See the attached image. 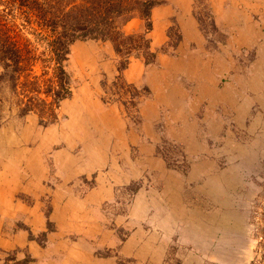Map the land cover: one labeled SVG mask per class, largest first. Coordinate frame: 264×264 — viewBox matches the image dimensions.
<instances>
[{"label":"rangeland","instance_id":"374dc122","mask_svg":"<svg viewBox=\"0 0 264 264\" xmlns=\"http://www.w3.org/2000/svg\"><path fill=\"white\" fill-rule=\"evenodd\" d=\"M160 1L129 88L78 42L56 123L5 109L0 264H264V0Z\"/></svg>","mask_w":264,"mask_h":264},{"label":"trees","instance_id":"16d2710c","mask_svg":"<svg viewBox=\"0 0 264 264\" xmlns=\"http://www.w3.org/2000/svg\"><path fill=\"white\" fill-rule=\"evenodd\" d=\"M160 0H0V127L5 109L17 110L25 119L37 115L40 125L58 121L61 104L73 96L74 81L67 67L72 47L78 42L113 44L120 58L118 82L132 58L146 64L157 61L149 35L154 29L153 11ZM22 21L34 40L24 39L23 30L10 26L9 17ZM135 20L143 32L128 34ZM182 40L180 37L179 41ZM129 88L122 82V88ZM138 96V95H137ZM264 259V222L258 232ZM261 264V263H260Z\"/></svg>","mask_w":264,"mask_h":264},{"label":"crops","instance_id":"0c3cea01","mask_svg":"<svg viewBox=\"0 0 264 264\" xmlns=\"http://www.w3.org/2000/svg\"><path fill=\"white\" fill-rule=\"evenodd\" d=\"M178 8L180 10V15H182L184 13V15H188V14H191L192 13V6H191V3L190 1H181V3L178 4ZM181 18V17H180ZM3 202L1 201V198H0V203Z\"/></svg>","mask_w":264,"mask_h":264}]
</instances>
